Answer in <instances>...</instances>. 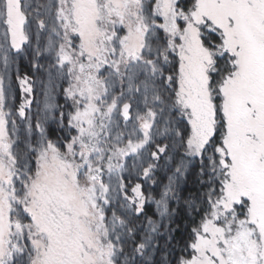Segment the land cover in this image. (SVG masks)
Instances as JSON below:
<instances>
[{
  "label": "snow or ice",
  "instance_id": "1",
  "mask_svg": "<svg viewBox=\"0 0 264 264\" xmlns=\"http://www.w3.org/2000/svg\"><path fill=\"white\" fill-rule=\"evenodd\" d=\"M0 264H264V0H0Z\"/></svg>",
  "mask_w": 264,
  "mask_h": 264
},
{
  "label": "trees",
  "instance_id": "2",
  "mask_svg": "<svg viewBox=\"0 0 264 264\" xmlns=\"http://www.w3.org/2000/svg\"><path fill=\"white\" fill-rule=\"evenodd\" d=\"M50 126H51V128L55 129V125H50ZM160 164H161V165L164 164V160H163V159L160 161ZM162 170H163V168H161V171H162ZM157 173H159V171H158ZM187 181H188V183H189V187H188V189H187V190H188V193L191 195L192 198H195L196 195H197L200 191H202V189H200L199 184L196 183L195 172H193L191 175H189ZM172 206H173V207H177V205H176L175 203H173ZM150 207H151V206H150ZM152 211H153V209H152V207H151V211L149 212V215H151ZM193 215H195V214L193 213ZM185 217H186V212L183 211V210H181V211L179 212V220H178L177 223L181 224L182 226H183L184 224H187L188 221H187V219H186ZM180 234H181V233L178 231L177 233H175V236L177 235V237H179Z\"/></svg>",
  "mask_w": 264,
  "mask_h": 264
},
{
  "label": "rangeland",
  "instance_id": "3",
  "mask_svg": "<svg viewBox=\"0 0 264 264\" xmlns=\"http://www.w3.org/2000/svg\"><path fill=\"white\" fill-rule=\"evenodd\" d=\"M21 70L22 71H24V70H27L26 69V66H25V64L24 63H22L21 64ZM40 99V96H39V93L37 94V100H39ZM19 101V97H17V102ZM59 103H61V104H63L64 103V101H63V99L61 98L60 100H59ZM33 109H35V104L33 105ZM194 172V171H193ZM192 172V173H193ZM157 180H162V179H164V170H159V173H157V175H156V177H155ZM153 187H155V186H153ZM188 187H189V183H188V181L186 182V184H184L183 185V191H182V195L185 197V198H189V197H191V195L188 193ZM192 198V197H191ZM151 207H152V209H153V211L155 210V206L154 205H151ZM152 214V213H151ZM158 218V217H157ZM178 220H179V218L177 219V221H176V223L178 222ZM180 238H181V234L179 235V237H177V235H176V239H177V241H179L180 240ZM161 243H163V241H161ZM178 247H179V245H177V249H178ZM162 255L161 254H156L154 257H153V259H154V261H160V260H162Z\"/></svg>",
  "mask_w": 264,
  "mask_h": 264
}]
</instances>
